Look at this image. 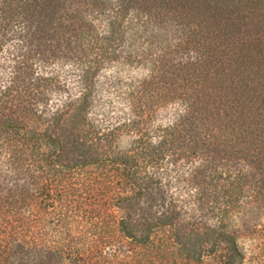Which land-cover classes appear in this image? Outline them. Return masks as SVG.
<instances>
[{"label": "trees", "instance_id": "obj_1", "mask_svg": "<svg viewBox=\"0 0 264 264\" xmlns=\"http://www.w3.org/2000/svg\"><path fill=\"white\" fill-rule=\"evenodd\" d=\"M115 62L147 72L128 94L129 128L173 108L172 122L141 135L138 158L109 154L120 128L101 133L90 119ZM56 91L66 95L51 102ZM180 158L199 163L189 174L202 204L262 234L264 0H0V264H92L84 224L142 197V168ZM116 222L133 243L149 241L126 211ZM212 253L243 264L225 225Z\"/></svg>", "mask_w": 264, "mask_h": 264}, {"label": "rangeland", "instance_id": "obj_2", "mask_svg": "<svg viewBox=\"0 0 264 264\" xmlns=\"http://www.w3.org/2000/svg\"><path fill=\"white\" fill-rule=\"evenodd\" d=\"M134 66L135 64L123 65L115 62L100 73L90 119L95 127L101 128V133L105 127L107 130L112 127L120 128L104 146L110 149L109 154L138 158L142 147L139 144L141 135L146 131L148 138L154 137L157 127H165L172 122L173 108L168 106L153 114L147 125H142L139 131L129 128L131 118L127 114L128 94L147 75L141 66ZM69 67L71 66L64 69ZM52 94L51 102L63 99L66 95L65 92ZM45 127L46 124L39 125L38 129L44 130ZM171 162L159 169L149 166L142 168L139 172L141 188L144 189L142 197L131 205L122 203L117 208H109L110 214L105 211L106 207L101 206L97 211L100 216L95 215L100 217L99 221L84 224L82 229L88 234L86 236L96 242L90 254L91 263L220 264L218 255H204V250L214 242L219 228L225 225L227 232L236 238L243 264H264V231L261 235L249 233L235 215L231 222L226 224L221 215L222 205L213 204L211 200L204 205L198 200L201 198L197 188L200 183L194 185V181L200 177L195 178L196 175L189 173L193 167H198L199 163L190 166L182 158ZM148 177L151 178L150 183ZM154 180L161 182V194L155 191ZM103 197L105 196L101 194V199ZM124 211L130 217L131 231L136 237L143 238L147 234V243H133L118 233L116 221ZM165 217H170V225H160L151 233V228L156 222ZM72 228L74 231L76 226Z\"/></svg>", "mask_w": 264, "mask_h": 264}]
</instances>
